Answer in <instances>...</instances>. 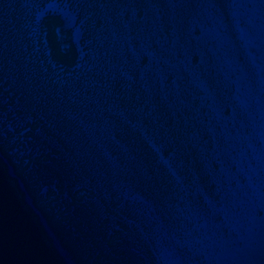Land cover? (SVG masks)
<instances>
[{
    "label": "water",
    "instance_id": "water-1",
    "mask_svg": "<svg viewBox=\"0 0 264 264\" xmlns=\"http://www.w3.org/2000/svg\"><path fill=\"white\" fill-rule=\"evenodd\" d=\"M214 95L237 264H264V0H213Z\"/></svg>",
    "mask_w": 264,
    "mask_h": 264
}]
</instances>
